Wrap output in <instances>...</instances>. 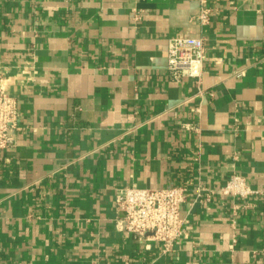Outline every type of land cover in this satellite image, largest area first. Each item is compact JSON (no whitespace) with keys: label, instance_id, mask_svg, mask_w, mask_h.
<instances>
[{"label":"crops","instance_id":"0c3cea01","mask_svg":"<svg viewBox=\"0 0 264 264\" xmlns=\"http://www.w3.org/2000/svg\"><path fill=\"white\" fill-rule=\"evenodd\" d=\"M183 36L205 39L200 83L168 74ZM0 73L20 112L0 264H264V0H0ZM233 173L259 192L222 195ZM175 184L172 248L117 228L121 188Z\"/></svg>","mask_w":264,"mask_h":264},{"label":"built area","instance_id":"2783aa9c","mask_svg":"<svg viewBox=\"0 0 264 264\" xmlns=\"http://www.w3.org/2000/svg\"><path fill=\"white\" fill-rule=\"evenodd\" d=\"M210 11V8L203 7L199 19L208 22ZM134 17L139 18L140 14L136 12ZM168 50L169 76L174 80L191 77L200 83L208 56L205 39L200 36L173 37L169 40ZM202 93L201 89L199 94ZM19 114L18 99L9 90L6 75L0 73V150L16 145L20 130ZM185 127L198 130V127L189 123ZM204 190L208 188L199 185L194 191L201 198ZM189 191L190 188L184 184L163 188H121L116 195V205L124 214L118 218L116 226L120 230L132 232L137 238L149 237L160 241L164 251H168L185 231L181 207ZM219 191L233 198H248L259 192L239 173H233Z\"/></svg>","mask_w":264,"mask_h":264}]
</instances>
